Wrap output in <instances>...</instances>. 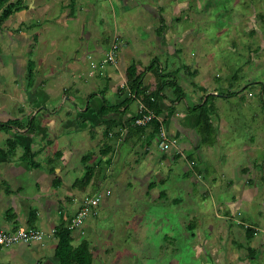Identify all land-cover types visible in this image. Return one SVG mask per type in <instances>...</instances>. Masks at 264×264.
I'll use <instances>...</instances> for the list:
<instances>
[{
    "label": "rangeland",
    "instance_id": "obj_1",
    "mask_svg": "<svg viewBox=\"0 0 264 264\" xmlns=\"http://www.w3.org/2000/svg\"><path fill=\"white\" fill-rule=\"evenodd\" d=\"M50 4L52 12L33 17L38 22L25 21L12 32L0 27L4 108L0 121L18 118L10 129L0 126V156L8 155V160L0 158V168H8L7 161L24 162L27 145L39 150L47 165H52L50 158L59 157L61 145L50 146V136L59 141L70 124L67 115L72 112L65 106L87 103L90 91L105 85L102 61L116 35L119 74L123 70L126 76L135 66L145 75L154 57L158 67L178 73L183 94H188L187 103L183 96L175 103L180 112L214 94L209 104L214 105L210 114L217 138L214 143L199 142L194 127L181 135L165 122L162 127L172 143L164 150L160 134L156 135L158 150L171 157L177 152L180 158L171 173L183 179L173 184L168 174L170 181L157 188V171L150 181L133 182L129 172L133 165L116 155L103 180V209L73 231L74 244L89 241L91 255L84 264L90 259L91 264H264V0H50ZM59 9L61 25L48 17ZM56 17L52 15V21ZM158 73L157 83L150 82L152 92L159 89ZM141 101L148 106L145 99ZM69 136L73 144L76 133ZM93 139L85 127L80 141L90 145L79 156L75 153L77 165L90 146L94 156L102 154ZM188 140L193 143L191 151L186 150ZM146 142L127 148L132 161L151 150ZM161 158L155 165L163 173L170 171V164ZM97 168L100 175L107 172L103 164ZM188 168L191 173L181 176ZM77 173L75 168L65 179L61 196L81 193L72 187ZM6 177L11 175L3 169L0 179ZM50 238L44 244L50 250L44 254L58 242L56 233ZM42 240L31 243L35 253ZM7 250L0 249V263L12 260ZM31 259L35 264L52 263L51 257L45 262Z\"/></svg>",
    "mask_w": 264,
    "mask_h": 264
},
{
    "label": "crops",
    "instance_id": "obj_2",
    "mask_svg": "<svg viewBox=\"0 0 264 264\" xmlns=\"http://www.w3.org/2000/svg\"><path fill=\"white\" fill-rule=\"evenodd\" d=\"M14 1L16 0H9V2H14ZM60 9L62 11L65 9L63 13H67L68 11V9L66 8L60 7ZM60 9L58 12L54 10L53 14L52 13L51 15L49 14L50 16L48 17H50L49 19L50 22H53L55 24L57 23L60 25L64 23L61 22L60 16L62 13ZM50 10H51L50 0H36V1L22 0L21 7L13 11L10 14V16L1 23L0 27H2V29L5 28L10 32H12L11 31L12 29L18 28L20 25H25L24 24L25 21L27 23L38 22V20L37 21L35 20L37 18L34 19L33 17L41 16V15L45 16L44 13ZM1 11H3V6H0V14L2 13ZM52 15L58 17H56V19L55 20L53 19L52 21L51 19ZM35 27L36 26L33 25V28ZM12 44L13 43H11V45ZM97 48L99 47L95 45L94 51H97ZM93 53L101 56V53H97V52H93ZM95 58H102V56ZM105 68L107 72V74H105L107 79L105 85L97 91L95 90L90 91L89 99L87 100V103L84 104L83 102H81L78 106L76 104L72 106H65V109H68V111L72 112V113H68L69 115H67V120H69L70 124H68L64 129L63 132L64 134L60 136L59 141L53 139L52 136H50L51 139L50 141H48V143H50V146H54L56 144L61 145L60 149L58 151L56 150L57 152L54 151L56 152L57 155H59V157L50 158L52 160V165L51 164L47 165L45 163L46 160H42L39 158V156L41 155L39 150L37 151L36 149L29 147L30 145H27V148H30L32 152L35 154L34 159L37 161L36 163L37 165H32L28 160L25 159L24 162H16L14 160H11V161H7L9 163L8 168H5L4 166L3 168H0V171H3V169H5V171L8 172L9 175H11V177L0 179V184H1L0 185V224L2 226L6 228L12 225H17L19 227L32 226L29 221L30 212L31 210H35L36 221L33 226H36L48 232L51 231L52 227L58 225L59 222L64 220L65 212H67L68 214L69 213L72 214L74 211H76V209L80 206V203L82 202L83 198L86 195L90 194L89 192L92 193L98 189L103 190L102 189L103 180L105 178H108L107 177V174L109 173L108 168L112 166V162L115 160L116 155H118L117 158L119 160L125 159L126 160L125 164L133 165L132 169L131 167L129 168L131 169L129 170V172L132 171L130 177H132L133 182L134 180H136L141 183L144 182L145 178H149L150 181L152 180L151 177L154 174L156 175V171H157L158 175L160 176L158 178V181H154V187L157 188L159 187V185L167 184L170 177L168 176V179H166L167 175L172 174L171 173L172 165L174 164L175 160L179 159L180 157L178 156L177 152L173 154L172 157L170 156V154L166 155V152H164L163 154L160 153L161 151H159L160 149L158 148V144H157L158 139H156L157 138L156 135L158 134L153 136L152 138L153 141L151 140L149 143L148 141L146 142L148 147H152V148L151 150L146 149L142 157L137 156L136 158H134V161H132L131 151L130 152L127 151V148L131 146V144L134 145L137 141L143 144V140L144 139L148 140L149 138L148 135L153 131V127L151 125H148L145 128V130H141L139 128L136 129L137 128L136 126L133 127V125H131L132 118L135 115L139 114L140 111L138 102L141 100V98H143L144 100L146 92H151V94L153 93L154 98L158 101L160 107L162 108V112L159 113V116L161 118L166 119V123L168 125L170 126L174 125L176 128L175 131H178L177 133L181 135L184 133L187 134L190 131L189 129L191 127H194V131L196 135L199 137V142H200L201 136L197 132V130H195V126L199 122V114L190 113L187 110L180 112L178 110L179 108H177V105H175V103L178 102L179 99L174 101L176 97V93H174V90L169 88L171 87L170 85L167 86L166 88H163L162 91L160 90V86L162 84L163 78H167L169 80L173 78L169 75L163 77L161 76L160 73L174 72V77L177 78L178 77L177 72H175L174 70H166L165 68L162 69L163 68L162 65L161 67H158V65H156L155 62V65L152 68H150L143 76L142 85L146 87L144 89L145 91L143 90L139 92L138 95L136 96L134 91H132L133 87L131 84V78L134 77L136 74H140V73H138L137 71L134 74L128 72V74L124 76L123 70H121L120 74L122 75V77H120V74L116 70L117 67L115 65L107 64ZM155 72L156 73L160 72L158 73L160 74L158 76L160 77L161 81L160 84L158 85L159 87L158 91L152 92L154 86H150L151 85L150 82L154 80L157 83ZM178 80L179 79L177 78V82ZM178 84L180 85L179 82ZM90 94H95V95L90 96ZM185 95L186 97H188V94ZM104 98L106 102L104 101ZM127 98L128 99L133 98V99L128 102L125 101ZM169 100L171 102H169ZM105 105L107 106L106 111H104ZM9 107L11 106H8V108ZM3 109L4 108L0 103V110L2 111ZM38 109L39 108H37L35 112H37ZM169 109H171V111ZM34 119L36 120V118ZM2 121H7V120H2ZM188 121L189 124H187ZM108 125H111L112 128L110 133L106 135L105 129ZM71 127L73 130H71ZM85 127H88V131L92 133V136L94 138L93 140L97 142V144L95 143L94 145L98 147V150L100 149L99 151L102 152V154H100V156L99 155L94 156L95 155V151H93L94 147L92 148V146H90L91 149L88 153L92 154V157L89 159V161L85 162L82 161V156H81L80 157L81 164L79 162L77 165V160L74 159L75 153L78 152V156H79L80 154L79 151L85 149L88 145H90V141L85 142V144L83 141H80V139L82 140V135L84 133ZM73 131L76 133V136H75V141L72 144L69 142V140L71 139L69 135L70 134L72 135ZM79 132L82 133L81 136H79ZM44 142L47 143V141ZM187 142H188V146L186 147L187 148L186 150L191 151V148H193V143L191 142V140H188ZM181 143L185 144L186 142L181 141ZM78 145H80L79 149H78ZM160 155H162L163 157L161 158V161L163 160V162L165 161L170 164V171L163 173V170L158 169V166L155 165L158 162L157 159L160 157ZM0 158H5L6 160H8V155L5 154L4 156H0ZM22 159H19V161H23ZM102 164L105 168H107V172L105 174L103 173L104 176L103 174L100 175L99 169L97 168L100 167ZM87 165L95 167V174L91 179V182L86 186H82L79 183L74 184V182L78 178L84 175ZM27 166L29 167L31 166V168ZM156 166L157 169L155 168ZM75 168L78 170V173L72 182L73 183L72 187H76V189H80L79 191L81 193L77 194L76 197L66 194L63 195L65 196L64 198L63 196H61V193L59 192L62 191L63 189L62 187L66 183L65 179L67 177L73 176L72 172L75 171ZM195 169L199 170V164L196 165ZM9 171H12L13 172L12 174L14 175H12ZM21 172L23 173L21 174ZM145 173H148V175H145ZM187 173H191L189 168L183 173H180V175L184 177V174L186 175ZM175 175L177 176L178 172ZM181 179L183 178H180L179 180ZM179 180H177L173 176V174L171 175V183L175 184L174 182H177ZM214 180L215 177L212 179V181L214 182ZM5 185L9 187L10 189V190L8 189L9 191L6 190ZM108 188L110 187H107V189ZM84 191L87 192L85 193V196L82 197L83 195L81 194ZM52 200L55 201L56 203L54 204L53 202H51ZM71 200L72 203H74L75 200L76 204L72 205L70 202ZM102 205H105L104 201H102ZM61 207H64V209H62ZM228 212L229 211H227V213ZM48 227L51 228L49 229ZM51 235L53 236L54 234H47L43 238L44 242L42 240L36 244V249H34L36 253L30 247L32 244L18 243L19 245L14 247L8 246L9 250H7L5 254L9 255V257H11L10 259H12L11 261H9V263L20 264L22 262L23 263L28 262L29 264H35V262H32L31 259L32 256L35 259L42 258L44 262L46 260L49 261V258L51 257L50 262H52L53 264H58L59 259L55 254V249L50 251V254L43 253L50 250L48 249L49 247L45 248L44 244L46 242H51V238L49 239V236ZM57 243L58 242L52 244L50 247L56 248ZM37 246L41 247L42 249L37 248ZM44 248L45 250H43ZM25 257H27V259ZM38 262L41 264L42 261L39 260Z\"/></svg>",
    "mask_w": 264,
    "mask_h": 264
},
{
    "label": "trees",
    "instance_id": "obj_3",
    "mask_svg": "<svg viewBox=\"0 0 264 264\" xmlns=\"http://www.w3.org/2000/svg\"><path fill=\"white\" fill-rule=\"evenodd\" d=\"M21 1L22 0H16L14 2H9V0H0V6H3V11L0 14V25L1 23L10 16V14L15 11L17 8L21 7ZM157 57H154L151 64L148 66V68H152L155 64ZM129 72L134 74L136 73V67L130 66ZM161 76H171L173 77L171 80L167 78H163L162 84L160 86V90L162 91L163 88H166L167 86H171L174 88V93H182L180 96H176L175 100L181 99L182 96L185 99V102L187 103L186 95L183 94L182 87L178 84L177 78L174 77V72H166L160 73ZM144 73L136 74L134 77L131 78V84H132V91H134L135 95L137 96L139 92L143 91L146 87L142 85V79H143ZM145 91V90H144ZM95 94H90V96H94ZM214 96L213 93L207 94L200 102H195L193 106L187 105V111L190 113H197L199 114V122L195 126V130L200 134L202 142H208V143H214L217 138V129L216 126L211 118L210 112L214 110V105L209 104V101ZM133 98H127L125 101H131ZM144 99L148 103V107L152 109L157 116H159V113L162 112V108L160 107L158 101L154 98L153 93L146 92V95ZM104 101L106 102L105 98ZM106 104V103H105ZM110 107V106H109ZM107 110V106H104V111ZM137 114L132 118V122L135 120L136 117L142 115ZM161 119V120H160ZM153 118L152 121H150L146 125H133L131 122V125L136 126V129L145 130V128L148 125H153V131L148 135V143L152 140L153 136L156 134L159 135L161 131V127L166 122V119L160 117ZM18 120L16 119H10L7 121H0V126L4 129H10L12 125H16ZM34 117L30 118V123L33 125L35 124ZM112 126L108 125L105 129V134L108 135L111 131ZM35 154L32 152L30 148H25L23 153V159L28 160L30 164L37 165V161L34 159ZM84 161H89L91 158V154H87V156H84ZM86 172L83 176L78 178L74 184H80L82 186H86L91 182V179L93 178L95 174V167L87 165L86 166ZM6 186V185H5ZM9 187L6 186V190H8ZM10 190V189H9ZM8 190V191H9ZM30 224L33 226L36 221V211L31 210L30 212V218H29ZM31 227V226H29ZM252 230V229H251ZM56 234L58 236V243L55 248V254L59 259V264H84L85 259L87 258V255H91L90 253V244L88 240H83L79 244H74V235L73 230L67 228L64 226V220L59 222L57 226ZM0 248H3L0 246ZM0 264H11V263H0ZM86 264H91V259Z\"/></svg>",
    "mask_w": 264,
    "mask_h": 264
},
{
    "label": "built area",
    "instance_id": "obj_4",
    "mask_svg": "<svg viewBox=\"0 0 264 264\" xmlns=\"http://www.w3.org/2000/svg\"><path fill=\"white\" fill-rule=\"evenodd\" d=\"M117 41V36L115 35L112 39V42L109 44V48L106 53L107 56L105 55L106 57L102 62L106 65L113 64L119 68L118 57L116 55V48L118 46ZM139 107V114H143L135 118V120L132 122L133 125H146L155 117L160 119V117L157 116L155 112L141 100ZM159 134L160 137L158 142H160L161 148L165 150L170 146L172 140L169 138L164 127H161ZM105 191L106 189H98L95 192L86 195L76 211H74L72 214L69 213L70 215L65 212L64 226L75 231L77 228H79V226H81V224L85 223L88 218L98 216L101 210ZM57 226L58 225L52 227L51 232L47 233L45 230L36 226L19 227L17 225H12L6 228L0 224V246L8 247L17 243L31 244L36 240L43 239L47 234L56 233Z\"/></svg>",
    "mask_w": 264,
    "mask_h": 264
}]
</instances>
